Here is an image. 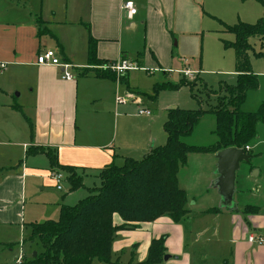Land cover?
<instances>
[{"label": "crops", "instance_id": "1", "mask_svg": "<svg viewBox=\"0 0 264 264\" xmlns=\"http://www.w3.org/2000/svg\"><path fill=\"white\" fill-rule=\"evenodd\" d=\"M127 1L132 2L136 9V14L131 18L121 9L122 4ZM203 1L204 4L208 2L207 0H0V248L9 247L5 244V240L12 228L22 226L21 229L28 227L30 231V225L36 224H25L28 214L38 204L31 193L32 183L35 180H40L42 183L46 180L50 182L51 174L57 172L51 170L49 160L44 154L35 150L27 153L28 149L54 151L58 164L77 168L76 174L81 176L84 182V177H88L90 173H95L97 177V170L112 163L116 165V162H123L125 158L136 159L138 156L142 158L154 148L147 144L146 135H142L141 127H131L129 123L133 118L141 121L152 115L141 98L130 89V73L138 70L146 72L143 67L145 64L142 62L145 63L148 59L156 66L148 70L158 71L163 77L171 75V72H167L158 60L157 50L172 45L171 29L174 28L176 20L183 27L188 21H195L201 16L200 6ZM231 6L227 11L237 13V6ZM239 16L240 13L237 18H240ZM137 26H140L144 32L140 47L143 51H136L135 59L130 61L125 56L122 30L127 27L136 29ZM159 30L163 34L160 35L163 42L156 38ZM223 31L227 33L225 29ZM231 36L233 41L226 42H234V36ZM90 39L94 42L96 63H91L88 57ZM48 50L53 51L60 61L71 65L68 72L73 76L72 80H64L60 68L36 64L37 56ZM120 61L130 63L136 67V70L123 75L125 76L123 81H119L117 77L115 80L96 77V74L102 71L98 69L100 66ZM250 64L253 69V64L251 62ZM185 70L194 72L185 64L183 70L175 72L181 75ZM252 72L260 78L264 77L259 71L253 69ZM15 91L19 92V98L23 91L27 93L22 102L14 97ZM119 98L124 99L123 103H117ZM257 105L256 111L264 106V103L259 101ZM141 109L149 111L150 114L139 115ZM247 146L249 151L246 154L251 155V159L259 155L256 161L261 165V154L264 150L260 148L264 147V124L256 125V137ZM254 153L257 155H253ZM211 155H214L216 162L215 154ZM249 165L248 170L243 168L240 169V174H236L234 196H242L248 192L246 186L249 185V179L262 175L260 169L252 175L251 171L257 167ZM58 172L67 182V175ZM217 176L213 174L210 181L215 180ZM177 179L179 186L178 176ZM252 189H255V193L261 192L256 184L252 185ZM55 190L62 192L63 189L58 191L55 188ZM69 190L70 186L67 191ZM69 193L67 192L62 200ZM220 201L219 198L217 202L213 200V205L204 207L205 209L197 214L196 219L197 221L211 217L215 227L212 226L211 232L208 226L193 230V239L190 238L189 244L196 245L203 237L218 240L220 234L222 236L229 232L230 240L235 243L231 246L237 248L238 264H264V247H260V243L249 242V237L262 238L256 235L262 234L260 231L264 230V212L259 206L248 203H243L244 205L239 207L238 203L234 202L231 210L220 208ZM26 202L29 205L27 211ZM191 204L192 207L195 202L192 201ZM61 206L68 205L64 203L58 205L57 216ZM190 206L189 214L182 223L186 221L194 223V218L190 216L192 214ZM245 207L257 210L245 213L243 212ZM211 209H217L218 212H209ZM42 213L44 215V212ZM33 216L34 214L31 215ZM160 219L164 218L138 225L132 230L118 231L122 232L119 238L121 242L113 243L112 249L118 252L121 250L119 248L121 245L124 248H132L140 244L141 238L137 239L131 233H142L146 236L153 231L151 225ZM166 219L168 220L165 222L169 221V218ZM113 224L120 225L118 217L113 218ZM158 236L145 237V246H149ZM189 236L183 230L180 231L178 246L172 244L170 240L166 241L167 254L170 255L169 260L175 262L173 264H189L187 256L181 258L183 243L186 248ZM233 248L232 253L235 255ZM247 250V255L243 256ZM21 254L20 249L19 256L24 258ZM261 255L262 263L259 262ZM115 258L114 260L119 261L118 257ZM141 261L142 259L139 262Z\"/></svg>", "mask_w": 264, "mask_h": 264}, {"label": "rangeland", "instance_id": "2", "mask_svg": "<svg viewBox=\"0 0 264 264\" xmlns=\"http://www.w3.org/2000/svg\"><path fill=\"white\" fill-rule=\"evenodd\" d=\"M204 4L201 2V16L197 17L195 21H188L186 26L181 27L178 20L175 21L174 28L171 29L173 33V41L170 47H161L157 50V58L162 63V66L167 69V72H171L168 77H163L158 71L148 70L152 67H156L155 63L146 59L145 63L142 62L143 71H136L130 73L129 87L132 89L139 98L143 101L144 106L151 112L150 118H145L139 121L137 118H133L129 121L131 127H141L142 135H146L147 144L153 147H160L166 144V136L163 132V124L168 118V109L176 108L181 110H202L209 111L216 106V96L212 93L219 92L225 84L232 86L236 84V76H234V51L233 49H224L222 45L223 41H233V37L230 34L224 33L221 22L226 25L233 26L238 21L254 24L264 16V0H207ZM231 5H235L238 8L237 13H230L227 11ZM210 9V10H208ZM212 11V12H211ZM211 13V14H210ZM238 13L241 16L238 17ZM160 32V33H159ZM157 32V40L163 39L160 35H163L159 30ZM122 38L124 42L125 56L130 61L135 59L136 51L142 47V38L144 32L140 26L135 29L130 27L123 28ZM253 50L249 51L250 62L253 64L254 71L264 74V58H258L256 54L264 53V48L261 47L260 42L256 38L249 40ZM60 57V56H59ZM184 64L188 69L194 71V75L191 80H196V85L190 89L187 85L180 86L177 90H158L154 92V86H162L163 84H171L173 86L179 85L182 80V76L176 72L184 69ZM252 69V70H253ZM176 71V72H175ZM151 74H150V73ZM256 74V73H255ZM259 89L256 91H249L243 105L241 106L242 112H255L258 108L257 103L263 101L264 103V77H258ZM123 88V87H121ZM224 92L222 93V95ZM14 97L17 101H21L26 97L27 93L22 92V96L19 98V92H14ZM257 105V106H256ZM137 113V112H136ZM137 115V114H136ZM215 120L211 113H206L201 120L195 125L193 133L182 141L189 146L196 147H208L216 142L214 135ZM152 142V143H151ZM260 150H264L261 147ZM216 155V154H215ZM257 155V154H253ZM214 155L211 154H190L187 158L186 165L179 169L177 174L179 178V187L184 189L187 195L188 204L195 202L194 206H190L192 214L193 224L190 221L184 223H173L170 219L165 222L164 219H160L151 225L153 231L144 236L142 233H131L140 240V244H136L134 247L124 248L122 245L119 247L121 250L114 251L112 249V258L118 257L120 264H127L130 261L133 263H140L147 258L149 246H145V237L151 235H159L158 238L153 240L165 238L164 247L167 254L166 241L170 240L172 244L178 246L180 243L179 232L184 231L188 237L187 247L184 248V243L181 251V258L186 257L189 260V264H238L236 262L237 248H233L231 245L235 243L230 240L229 232L219 236L218 240L209 239L204 237L196 245H190V238L193 239V230H200L202 227H209L210 232L214 223L211 217L205 219H197V214L205 209L204 207H210L213 205V200L221 199L215 189L212 187L213 174L217 173L216 162ZM259 156V155H258ZM257 156V157H258ZM251 159V165H256L257 169H253L252 172H257L258 169L262 171V175L259 177H253L249 179V185L246 186V190L242 196L235 195L233 202H237L239 207H242L243 203L257 205L264 212V152L261 154V165L258 164L256 159ZM141 159L140 156L136 158ZM44 160V159H43ZM122 162H116V165L120 166ZM250 168V165H242V168ZM241 171L238 172L240 174ZM90 173L88 177H84L83 186L75 192L67 191L69 184L65 181L61 182L62 192L55 190V183L51 177L49 180L42 183L40 180H35L31 186V193L34 196V201L38 203L33 207V211L27 216L25 224L30 223H42L48 220L57 219L58 205L64 203L68 206L75 205L79 200L84 199L89 195L88 189L98 187L99 180ZM253 175V174H252ZM210 181V182H209ZM256 184L260 187L261 192L255 193V189H252V185ZM67 195L64 200L62 197ZM29 193V190H28ZM186 203V209L189 206ZM193 205V204H191ZM28 203L26 202V211L28 209ZM29 212V211H28ZM44 212V215L43 213ZM34 214L33 217L31 215ZM52 217V218H50ZM35 219V220H34ZM116 226V225H114ZM12 228L8 237L5 240V244L9 247L0 248V264H16L17 258L23 259L20 255H23L24 260L30 259L34 253L42 252V247L37 241H29L30 231L27 229ZM222 231V230H221ZM259 233V232H258ZM256 237L263 238V243L260 247H264V230H261ZM122 232H117L114 239V244H120V236ZM209 236V234H208ZM255 237V238H256ZM256 238V242H257ZM147 242V241H146ZM151 243V242H150ZM258 243V242H257ZM21 244V246L19 245ZM150 245V244H149ZM237 245V243H236ZM233 252L235 255L232 253ZM248 250L243 254L247 255ZM232 254V256H231ZM253 253H251L252 255ZM262 255L259 260L262 263ZM175 263L173 260H168L163 264Z\"/></svg>", "mask_w": 264, "mask_h": 264}, {"label": "trees", "instance_id": "3", "mask_svg": "<svg viewBox=\"0 0 264 264\" xmlns=\"http://www.w3.org/2000/svg\"><path fill=\"white\" fill-rule=\"evenodd\" d=\"M225 32L234 36V42L221 41L224 49H233L235 55L234 73L236 84L224 85L216 96V106L209 111L181 110L168 111L163 124L166 144L154 147L141 159L125 158L120 166L110 164L97 170L99 186L88 189L89 195L73 206H61L56 220L30 225L29 241H37L42 252L20 264H120L112 258V245L118 231L132 230L138 225L152 223L161 217L173 223L184 221L189 212L186 209L187 195L178 186L177 174L186 165L190 154H216L229 148L241 149L256 137V125L264 124V106L256 112L245 113L241 106L249 91L258 89L259 81L252 72L249 44L252 38L259 39L264 47V16L254 24L238 22L233 26L221 23ZM140 56V54H138ZM264 58V53L256 54ZM88 57L96 63L95 46L89 40ZM97 78L115 80L109 71H100ZM125 76L118 78L123 81ZM196 80H182L179 85L163 84L154 86L158 90H177L187 85L192 88ZM224 94L222 95V93ZM215 120L216 142L208 147L186 145L182 138L193 133L195 125L206 114ZM44 154L51 170L67 175L70 192L83 186V179L76 174L77 168L60 166L54 151L49 149H28ZM251 156V155H249ZM245 207V213L256 211ZM217 213V209L209 212ZM118 217L119 226H114L113 218ZM165 238L152 240L145 261L127 264H163L166 256Z\"/></svg>", "mask_w": 264, "mask_h": 264}, {"label": "built area", "instance_id": "4", "mask_svg": "<svg viewBox=\"0 0 264 264\" xmlns=\"http://www.w3.org/2000/svg\"><path fill=\"white\" fill-rule=\"evenodd\" d=\"M121 9L123 11L127 12L129 18H131L132 16H134L136 14V9H135L133 3L129 2V1L124 2L121 6ZM36 64L38 66L49 65V66L60 68L63 71V79L64 80L70 81L73 79V76L71 75V73L68 72L71 69V65L66 63V62L60 61L56 57V55L53 51L48 50L42 54H39L36 58ZM1 68H3V65H1ZM98 69H100L102 71L112 72V73H114V75L117 78H119V77L125 75L126 73H128L129 71L136 70V67L131 65L128 62L120 61V62H117L115 64L100 66ZM194 74H195L194 72H190L187 70L181 72V75L183 76V78H186V79L193 78ZM123 101H124V99H122V98L117 99L118 104L123 103ZM149 114H150L149 111L144 110V109H141L139 111V115H147L148 116ZM248 151H249V147L245 146L244 152L247 153ZM51 178L56 185L55 188L58 191H61L62 187L60 184L62 181H64L63 175L59 172H53L51 174ZM249 242L250 243L256 242V239L249 237ZM257 242L262 244L263 243L262 238H258ZM21 261H22L21 258H19V260H17L16 264H20Z\"/></svg>", "mask_w": 264, "mask_h": 264}, {"label": "water", "instance_id": "5", "mask_svg": "<svg viewBox=\"0 0 264 264\" xmlns=\"http://www.w3.org/2000/svg\"><path fill=\"white\" fill-rule=\"evenodd\" d=\"M176 108H170L169 110H175ZM217 178L214 180L212 187L216 190L220 196V208L231 210L234 207L233 197L235 194V178L236 174L240 171L242 165H249L251 157L247 155L243 150L236 148H229L222 150L215 155ZM257 172H252L256 174ZM36 256V253L32 255ZM170 256L163 258L164 262H167Z\"/></svg>", "mask_w": 264, "mask_h": 264}]
</instances>
